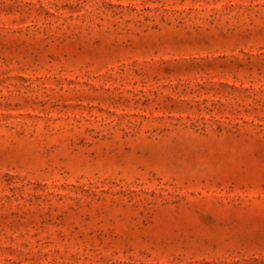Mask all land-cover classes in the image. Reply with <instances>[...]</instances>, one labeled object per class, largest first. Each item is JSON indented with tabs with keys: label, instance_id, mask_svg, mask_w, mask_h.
Segmentation results:
<instances>
[{
	"label": "rangeland",
	"instance_id": "374dc122",
	"mask_svg": "<svg viewBox=\"0 0 264 264\" xmlns=\"http://www.w3.org/2000/svg\"><path fill=\"white\" fill-rule=\"evenodd\" d=\"M0 264H264V0H0Z\"/></svg>",
	"mask_w": 264,
	"mask_h": 264
}]
</instances>
